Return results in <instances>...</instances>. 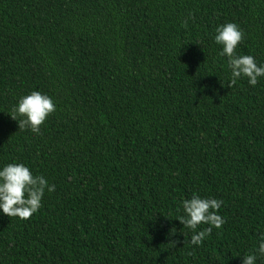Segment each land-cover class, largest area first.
I'll return each instance as SVG.
<instances>
[{
  "label": "trees",
  "instance_id": "16d2710c",
  "mask_svg": "<svg viewBox=\"0 0 264 264\" xmlns=\"http://www.w3.org/2000/svg\"><path fill=\"white\" fill-rule=\"evenodd\" d=\"M227 23L244 34L236 53L264 66V0H0V170L23 163L56 186L28 220L0 209V264H242L256 253L264 77L228 87L215 42ZM33 91L56 106L40 134L8 114ZM193 195L223 201L225 223L201 245L177 220Z\"/></svg>",
  "mask_w": 264,
  "mask_h": 264
},
{
  "label": "clouds",
  "instance_id": "9594fccd",
  "mask_svg": "<svg viewBox=\"0 0 264 264\" xmlns=\"http://www.w3.org/2000/svg\"><path fill=\"white\" fill-rule=\"evenodd\" d=\"M184 26H187L185 21ZM215 42L222 45L221 55L229 57L231 78L228 87L236 85L238 79L246 77L251 86L258 83V78L264 77V66H258L251 55H238L237 46L243 39V32L235 23H227L216 29ZM56 111V106L48 95L39 91L20 98L18 104L11 112L12 119L18 122L19 131L31 130L40 134L41 126L48 116ZM55 185H49L42 176H34L31 170L23 163L8 164L0 170V209L8 217H18L28 220L42 207V198L45 190L55 191ZM223 201L215 198H201L193 195L191 199L183 201V215L179 220L184 227L193 230L191 243L201 245L210 235L213 228L219 229L225 223L218 215ZM206 224L209 227L196 232L199 225ZM174 234V229L171 230ZM177 244L179 241H172ZM257 253L264 257V233L260 234V243L256 253L243 256L242 264H256Z\"/></svg>",
  "mask_w": 264,
  "mask_h": 264
}]
</instances>
